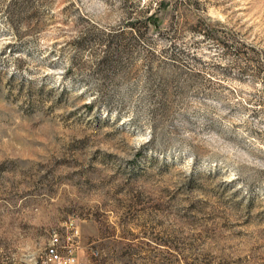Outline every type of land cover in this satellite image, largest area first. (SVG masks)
I'll list each match as a JSON object with an SVG mask.
<instances>
[{
	"label": "rangeland",
	"instance_id": "obj_1",
	"mask_svg": "<svg viewBox=\"0 0 264 264\" xmlns=\"http://www.w3.org/2000/svg\"><path fill=\"white\" fill-rule=\"evenodd\" d=\"M264 264V0H0V264Z\"/></svg>",
	"mask_w": 264,
	"mask_h": 264
},
{
	"label": "built area",
	"instance_id": "obj_2",
	"mask_svg": "<svg viewBox=\"0 0 264 264\" xmlns=\"http://www.w3.org/2000/svg\"><path fill=\"white\" fill-rule=\"evenodd\" d=\"M59 237L57 232L52 233L50 237V242L46 248V260L44 264H55L59 263L61 260V255L59 253Z\"/></svg>",
	"mask_w": 264,
	"mask_h": 264
}]
</instances>
